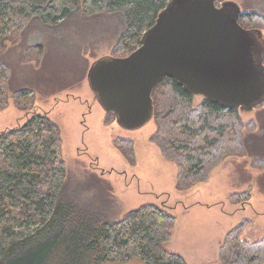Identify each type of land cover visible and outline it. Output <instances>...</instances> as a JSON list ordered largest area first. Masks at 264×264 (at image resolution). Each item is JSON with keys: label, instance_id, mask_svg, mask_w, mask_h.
Masks as SVG:
<instances>
[{"label": "trees", "instance_id": "16d2710c", "mask_svg": "<svg viewBox=\"0 0 264 264\" xmlns=\"http://www.w3.org/2000/svg\"><path fill=\"white\" fill-rule=\"evenodd\" d=\"M167 1L0 0V51L4 41L17 39L22 25L32 19L53 27L73 13H117L124 27L115 48L129 54ZM251 14L239 13V24L251 20ZM37 50L41 54L40 44ZM9 73L0 60V110L10 98L25 110L31 90L20 88L9 95ZM151 97L156 129L150 140L164 159L176 165L178 190L205 182L226 157L245 154L239 108L204 97L194 106V94L168 76L153 88ZM113 143L134 161L130 138L116 137ZM66 180L61 131L48 116L34 113L20 127L0 134V264L124 263L132 257L143 264H187L164 247L176 223V216L166 208L143 204L120 219L109 220L93 203L79 204L65 196ZM242 195L248 199L250 194ZM238 197L236 193L230 199ZM248 223L243 219L226 232L218 264H264V236L254 241L241 238Z\"/></svg>", "mask_w": 264, "mask_h": 264}, {"label": "rangeland", "instance_id": "374dc122", "mask_svg": "<svg viewBox=\"0 0 264 264\" xmlns=\"http://www.w3.org/2000/svg\"><path fill=\"white\" fill-rule=\"evenodd\" d=\"M224 1L235 2L240 13H252L253 18L242 25L258 30L264 42V0L216 3ZM123 27L117 13H73L53 27L38 19L24 23L17 39L4 41L0 60L10 70L9 95L29 88L32 99L25 110L8 100L0 110V134L20 127L34 113L48 116L61 131L65 196L79 204L93 203L109 220L120 219L143 204L162 206L176 216L165 249H178L191 264H217L213 251L218 233L248 219L241 238L254 241L264 236V103L250 111L239 110L245 154L226 157L205 182L178 190L176 165L164 159L150 140L156 129L154 117L138 128H124L101 106L89 86L88 70L97 59L128 55L115 48ZM37 44L42 46L39 55ZM202 98L194 95V106ZM116 137L133 141V162L114 145ZM245 191H249L248 199L242 195ZM236 193L239 197L232 201L230 196ZM104 264L143 261L132 257L128 262Z\"/></svg>", "mask_w": 264, "mask_h": 264}, {"label": "water", "instance_id": "95a60500", "mask_svg": "<svg viewBox=\"0 0 264 264\" xmlns=\"http://www.w3.org/2000/svg\"><path fill=\"white\" fill-rule=\"evenodd\" d=\"M239 13L232 1L168 0L134 51L91 65L89 86L127 129L151 118V93L165 76L194 95L250 111L264 103V42L239 24Z\"/></svg>", "mask_w": 264, "mask_h": 264}, {"label": "crops", "instance_id": "0c3cea01", "mask_svg": "<svg viewBox=\"0 0 264 264\" xmlns=\"http://www.w3.org/2000/svg\"><path fill=\"white\" fill-rule=\"evenodd\" d=\"M174 229H175V226H174ZM173 229V230H174ZM172 230V232L174 233V231ZM228 231V230H227ZM227 231H224L222 234H220L219 235V233H218V236H220V237H218V236H216L215 237V239L217 240L216 241V243H215V249H214V254H216L215 256H216V259L218 260V250H219V247H220V245L222 244V242H223V239H224V236H225V234H226V232ZM167 243V242H166ZM165 244V243H164ZM170 250H173V251H170ZM170 250H168V251H170V252H174V253H177V254H179L180 256H182L183 257V259L185 260V262L187 263V264H191L190 263V261H189V259H188V256H186L184 253H182L181 251H179L178 249H170ZM199 251H202L201 249L199 250ZM212 252V253H213ZM216 252V253H215ZM201 255H203L202 254V252H201ZM213 255V254H212ZM214 256V255H213ZM214 256V257H215ZM201 257V256H200ZM212 257V256H211ZM206 261H207V259H206ZM217 264H218V262H217Z\"/></svg>", "mask_w": 264, "mask_h": 264}]
</instances>
